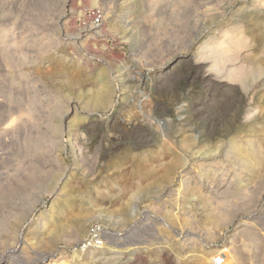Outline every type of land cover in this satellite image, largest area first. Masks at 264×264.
Instances as JSON below:
<instances>
[{
  "label": "rangeland",
  "instance_id": "374dc122",
  "mask_svg": "<svg viewBox=\"0 0 264 264\" xmlns=\"http://www.w3.org/2000/svg\"><path fill=\"white\" fill-rule=\"evenodd\" d=\"M95 223L112 237L82 252ZM222 245L264 264V0H0V259Z\"/></svg>",
  "mask_w": 264,
  "mask_h": 264
},
{
  "label": "built area",
  "instance_id": "2783aa9c",
  "mask_svg": "<svg viewBox=\"0 0 264 264\" xmlns=\"http://www.w3.org/2000/svg\"><path fill=\"white\" fill-rule=\"evenodd\" d=\"M103 14L100 10H94L90 13L89 22L86 26L101 27L103 24ZM112 237L108 230L101 224L95 223L89 229L87 237L78 245L82 252L100 249L105 245L108 239ZM220 251L212 258L211 264H226L229 248L219 247Z\"/></svg>",
  "mask_w": 264,
  "mask_h": 264
},
{
  "label": "bare ground",
  "instance_id": "6f19581e",
  "mask_svg": "<svg viewBox=\"0 0 264 264\" xmlns=\"http://www.w3.org/2000/svg\"><path fill=\"white\" fill-rule=\"evenodd\" d=\"M235 31V30H234ZM86 32V31H85ZM230 32V31H229ZM87 33L88 34H86V35H77V40H81L83 37H86V36H88L89 35V31H87ZM235 33V32H234ZM238 33V32H237ZM239 34V33H238ZM243 34V33H242ZM238 36H240V35H238ZM227 37H228V35H227ZM232 37V36H231ZM233 37H234V35H233ZM87 38V37H86ZM244 38V37H243ZM243 38H241L242 40H243ZM232 39H235V42H236V39H237V36H235L234 38H232ZM232 41V42H231ZM230 42L231 43H234V41L233 40H231ZM238 42H239V40H237ZM244 41V40H243ZM228 43H229V41H228ZM236 44V43H235ZM229 45V44H228ZM237 45H239V44H237ZM236 46V45H235ZM243 46V45H242ZM225 47H227V46H225ZM232 47V49H233V45H231L230 46V48ZM237 47V46H236ZM238 49V48H237ZM234 51H235V49H234ZM231 52V51H230ZM229 58V57H228ZM229 60H230V58H229ZM240 148V147H239ZM238 149V148H237ZM240 149H242V148H240ZM254 150H256L257 151V149H255V148H253ZM244 150V149H243ZM239 151V150H238ZM251 151V150H250ZM242 152H244V151H242ZM246 152H247V150H246ZM252 152V151H251ZM241 153V152H240ZM248 153V152H247ZM250 153V152H249ZM256 153V152H255ZM245 155H247L246 153H244ZM250 154H252V153H250ZM192 155V154H191ZM244 155V156H245ZM254 156L256 155V154H253ZM260 155V154H259ZM238 156V155H237ZM247 156H249V155H247ZM246 156V157H247ZM251 156V155H250ZM261 156V155H260ZM252 157V156H251ZM250 157V158H251ZM240 158V157H239ZM255 158H258V157H255ZM262 158V157H261ZM246 160H247V158H245ZM249 159V158H248ZM252 159V158H251ZM240 160H242V159H240ZM259 160H261V159H256V161H259ZM249 162H250V160H248ZM253 161V160H252ZM254 162V161H253ZM248 166H249V163H248ZM186 169V168H185ZM185 171V170H184ZM185 176V175H184ZM183 178V177H182ZM201 179V178H200ZM188 180V179H187ZM183 182H185V180L183 181ZM196 190V189H195ZM198 190V189H197ZM193 191H194V189H193ZM55 195V194H54ZM206 196V195H205ZM210 199V198H209ZM245 225H247V224H245ZM79 228V227H78ZM247 228V227H246ZM242 229V228H241ZM244 229V228H243ZM246 230V229H245ZM240 231H242V230H240ZM248 231V230H247ZM243 232V231H242ZM245 232V231H244ZM249 232V231H248ZM251 233V232H250ZM77 234V233H76ZM245 234V233H244ZM79 235H81V234H79ZM21 244V243H20ZM16 251V250H15ZM220 250H215V253L217 252H219ZM214 253V254H215ZM196 255V254H195ZM2 257V256H1ZM45 258L43 259V261L44 260H46V261H49V262H53L54 264H63V263H61L60 262V259H58V260H55L54 258L56 257V256H54V255H50V256H44ZM210 262H212V258H210V259H208ZM11 261V260H10ZM205 262V261H204ZM9 263V262H8ZM0 264H7V259L6 258H4V257H2L1 259H0ZM11 264V263H10Z\"/></svg>",
  "mask_w": 264,
  "mask_h": 264
}]
</instances>
